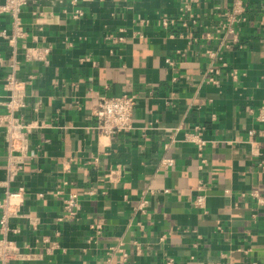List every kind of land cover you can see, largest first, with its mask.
<instances>
[{"label":"crops","instance_id":"crops-1","mask_svg":"<svg viewBox=\"0 0 264 264\" xmlns=\"http://www.w3.org/2000/svg\"><path fill=\"white\" fill-rule=\"evenodd\" d=\"M180 1L93 0L81 5L77 19L70 17L68 0H28L23 7L28 41L49 46L50 54L47 63L18 73L26 81L22 116L38 127L29 133V155L9 185L24 186L22 211L37 217L40 228L32 232L22 217L11 224L20 229L13 236L19 246L43 253L40 260L7 264H103L107 249L119 242L128 252L126 264H264V202L249 195L256 191L264 200V122L255 121L264 98V0H245L240 47L222 51L241 74L234 81L224 73L217 86L202 82L204 51L218 44L205 33L218 20L217 8L228 9L230 0L193 5L198 23L170 35L159 19L176 15ZM0 27L9 29L8 16L0 14ZM191 35L198 41L191 42ZM6 53L0 37V56ZM166 57L174 66L165 64ZM5 70L0 65V95ZM131 91L140 94L132 128L99 137L92 115L96 99ZM197 125L210 139L203 170L195 147L182 140ZM176 127L181 131L164 148ZM163 157L174 165L159 167ZM68 158L69 170H62ZM4 164L0 129V198L8 178ZM111 168L120 170L117 181L104 177ZM199 179L205 183L203 209L192 204ZM148 187L155 193L147 195L141 214L136 205ZM58 188L62 194L55 193ZM90 189L96 194L87 196ZM70 192L81 201L75 220L62 206ZM56 231L64 251L46 254L41 236ZM119 256L113 254L110 264H119Z\"/></svg>","mask_w":264,"mask_h":264},{"label":"built area","instance_id":"built-area-1","mask_svg":"<svg viewBox=\"0 0 264 264\" xmlns=\"http://www.w3.org/2000/svg\"><path fill=\"white\" fill-rule=\"evenodd\" d=\"M93 0H68L72 7L70 17L77 19L83 15L81 5ZM205 0H182L179 3L176 15H164L159 20L158 25L164 31L170 32L177 29H188L198 23L197 16L193 9V5L203 2ZM207 1V0H206ZM28 3V0H3L0 2V14H4L9 18V29L0 27V37L5 41L7 46V53L0 56V65L5 67L3 78V91L0 95V129L4 132L5 145V171L7 173V180L4 184L5 189L0 198V264H7L8 262L16 261H35L40 260L42 253L29 247L23 248L19 246L14 240L13 236L19 233L18 227L12 226L11 222L16 218H24L26 224L30 227L32 232L39 231L40 221L37 217L23 213L22 206L24 203L25 188L19 185L16 188H10V183L14 182L18 174L21 172L25 159L29 155V138L28 135L38 124L27 121L23 118L22 112L26 108V81L18 77L19 71L28 65H33L36 62L47 63L50 47L46 45L35 44L28 41V31L25 28L22 20L21 12L23 7ZM245 0H230L228 9L217 8L216 15L218 20L212 26L210 31L206 30L205 37L208 40L217 39L218 44L216 48H207L204 54L208 58V62L204 68V75L202 82L207 85L217 86L224 73L236 81L239 78V71L236 68L229 67V64L222 57V51L229 49L231 44L240 47L241 27L248 21L246 14ZM39 20L35 19V23ZM146 19H141L140 23L145 24ZM120 29L119 31H121ZM116 35L109 34L108 38H114ZM139 37L143 34L139 31ZM189 37V36H187ZM197 35H191L189 40L191 42L198 41ZM179 54L178 51H176ZM220 62L219 67L215 62ZM175 60L172 57H166L165 64L168 67L174 66ZM32 78V75L29 76ZM173 80H176L174 77ZM140 94L138 91H131L129 93H120L112 96H100L94 102L92 110L93 118L95 119V129L99 133V137L107 139L113 138L129 131L132 128L133 110L138 103ZM257 123L264 122V98L261 100V106L255 115ZM205 127L202 125L195 126L192 131H185L182 134V140L191 143L196 150V155L200 161L199 168L204 169L207 159L204 155L205 147L209 143L204 135ZM174 133L170 134L169 142L163 145L168 147V143L175 141V133L181 131L179 127L172 129ZM250 136L249 141L253 140L255 129L248 130ZM254 142V141H252ZM255 154L257 153L254 151ZM93 160V162H95ZM71 159L68 158L62 163V170L68 171ZM261 163H264L261 161ZM174 165V159L171 157H163L160 159L159 167L162 169L169 168ZM120 170L118 168H111L104 173L107 181H117L120 177ZM65 183V182H64ZM167 192L168 189H164ZM196 196L192 202L196 208H205V183L203 180H198L196 188ZM56 194H62L63 191L58 188ZM154 188L148 187L143 190L138 198L136 211L145 214L148 199L147 195L154 194ZM225 193H229L225 190ZM96 191L90 189L86 192L87 196H93ZM249 195L256 199L257 204L264 202L262 197L256 191L249 192ZM63 210L66 212L70 220H75L80 209V199L74 193L63 194L62 198ZM96 232L101 231L100 225L92 226ZM59 231L50 235H42L41 241L44 243L43 251L46 254H52L54 251L61 249L59 244ZM135 248L138 250V245L135 242ZM62 250V249H61ZM64 251V250H62ZM107 258L103 264H110L113 254H120L119 264H126L128 259V252L124 248L123 242H119L115 246H111L106 251ZM167 264H173L169 259ZM249 264H257L255 261Z\"/></svg>","mask_w":264,"mask_h":264}]
</instances>
